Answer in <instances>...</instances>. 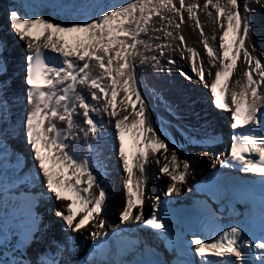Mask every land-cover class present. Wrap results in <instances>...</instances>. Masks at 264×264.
Returning <instances> with one entry per match:
<instances>
[{
  "label": "snow or ice",
  "instance_id": "snow-or-ice-1",
  "mask_svg": "<svg viewBox=\"0 0 264 264\" xmlns=\"http://www.w3.org/2000/svg\"><path fill=\"white\" fill-rule=\"evenodd\" d=\"M252 4L264 8V0H243V5L240 0H205L204 10L208 11L209 6L215 10L214 19L220 32L218 46L209 43L200 26L199 0H191L187 5L185 0H179V7L173 0H128L112 5L89 20L70 23L57 22L44 15L27 16L15 9L9 12L10 27L25 41L28 53L24 83L30 107L22 121L24 135L33 153L36 177L60 202L55 215L71 232L88 230L90 224H95L102 231H91L90 235L98 244L106 245L107 238L121 230L122 225L140 224L156 230L161 240L175 242L171 225L160 215V197L155 198L151 214L147 217L144 214L148 167L153 157L158 165L163 159L160 172L169 178L165 196L170 197L178 195L181 186L187 183L192 165L189 159L180 157L175 146L149 118V106L140 88L137 69L149 61L159 66L164 47L171 46L159 44L154 48L151 41L160 37L144 39L142 36L151 30L162 32L166 38H177V33L170 29L178 30L186 23V12L200 29L209 66L205 67L196 48L187 47L190 57H186L182 47L181 59L190 58L192 75L183 69L180 74L189 81L195 77L196 82L209 87L214 106L231 114L233 134L229 150L222 161L211 157L212 166L222 163L239 172L257 175L262 207L259 236H249L243 225L234 224L210 239L194 235L190 240L191 251L199 257V264H264V62L254 54L255 43L251 46L247 43L252 38L251 22L247 19V14L253 11ZM154 17L162 21L158 27L151 23ZM178 39L185 45L182 34ZM212 40H216V35ZM3 49L0 42V52ZM157 49L159 56L147 55L149 50ZM168 63L176 61L170 58ZM213 69L216 70L213 72ZM6 73V63L0 59V76ZM234 73L239 78L230 87ZM206 74L213 79L207 81ZM6 84L0 80V120L5 114ZM80 86L88 91L94 104L78 90ZM218 86L223 102L217 93ZM91 113L106 114L108 122L113 124L116 153L126 174L120 224L111 232L105 230L106 221L102 218L109 198L104 181L93 167L91 157L77 155L75 147L68 143L69 138L78 139L74 129L82 131L84 138H99L100 123ZM77 115L82 116V124L75 119ZM58 122L64 126L59 127ZM126 134L134 141L131 157ZM88 148L94 150L90 144ZM74 205L79 210L74 211ZM42 227L46 229L48 225L38 215H30L22 242H34ZM6 239L0 238V244ZM43 264L57 262L48 260Z\"/></svg>",
  "mask_w": 264,
  "mask_h": 264
},
{
  "label": "bare ground",
  "instance_id": "bare-ground-1",
  "mask_svg": "<svg viewBox=\"0 0 264 264\" xmlns=\"http://www.w3.org/2000/svg\"><path fill=\"white\" fill-rule=\"evenodd\" d=\"M51 8V10L54 13H48L47 15L43 12V7L46 6L44 4H41V0H0V11L3 10L5 12V21H7V26L11 29L10 23L8 20V14L11 10L15 9L18 12H23L25 10V6H33L40 8L37 12L38 15H44L46 18H51L54 21L62 22V23H70V22H83L85 20H89L92 17L104 12L107 8L111 7L112 5H120L123 3L128 2V0H65L62 2H56L54 0H46ZM173 2L179 7V0H173ZM191 0H185V4L187 5L190 3ZM205 0H199V3L201 4V7L197 10V15L200 20V26L204 30V35L208 37L209 43L213 44L215 46H218V39H219V30L218 25L214 19L215 17V10L209 6L208 11H205L203 8ZM223 2V0H222ZM241 5H243V0H240ZM2 4H4L2 6ZM36 8V9H37ZM253 11L249 14H247V19L251 22L252 26V38L247 41L248 45L251 46V44L254 42L256 46V50L254 52L255 55L260 56L262 59V62H264V8H261L259 5L252 4ZM208 12H212L213 15H208ZM176 21L179 22V17H176ZM185 21L186 23L181 24V27L177 30L174 27L170 30H173L177 33V38H166L164 37V34L162 32L156 33L152 32L151 30L147 34V36H142L144 39H149V37L157 36L160 37L159 39L151 41L153 44V47L155 48L156 45L159 44H165V45H171L170 47H164V55L160 57V65L159 66H153L155 62L149 61L146 64L140 65L137 69L138 76H139V84L140 88L142 89L143 96L146 98L149 109H148V116L149 118L154 122L155 127L159 130L160 133H162L167 139L173 143H176L178 146L175 148L180 157L187 158L191 161V170L187 177V183L181 186L180 193L173 194L172 196L175 198H179L182 195H190L189 186L193 178H196L198 175H200V169H197V165L199 162H203L201 160H204L203 163H208L209 165L212 164L211 157H214L215 152L213 150H200V149H194L190 145L193 140H196V138L201 137L203 134V129L209 130L210 124L203 125L199 122H201L203 118L206 120L213 119V122L216 120L218 122L219 126H223V122L226 119V115L228 116L227 111L224 112H210L209 116H203L198 115L195 113V111H192L191 108L193 105L192 102L185 101L187 98L183 99L182 92H185V94L188 95V97H191V101H195L197 98L196 95L198 94L196 91H200L204 96L206 97V94L209 92L206 91V87L203 83L196 82V78L192 81H189L188 79H185L184 76H181L180 72L181 69H183L185 72H188L189 75H192L191 72V62L190 58L181 59V51L180 49L183 47L184 52L183 54L186 57H190V54L187 53V47H194L197 49L198 53L200 54V57L203 58L205 67H208V61L209 58L206 55L205 49L203 47V37L200 34V29L197 27L196 22L191 20L187 13L185 12ZM155 24L157 27L162 23L160 17H154L153 21L151 22ZM12 30V29H11ZM13 31V30H12ZM182 34L185 37V45H181V42L178 39V36ZM213 35H216V40H212ZM10 43H16L17 50L23 49L26 51L25 41L20 40L17 35L10 34ZM231 39V37L229 38ZM19 49V50H20ZM14 53V50L11 49H5L4 52L0 54L1 57H5L8 55V53ZM18 56L19 54H16ZM148 56L152 55H158L159 56V50H149L147 52ZM10 55H8L9 57ZM12 58L15 57L14 55L11 56ZM172 58L175 59V64H169L168 60ZM11 60V58H10ZM9 59L5 60V63L7 65V77L6 76H0V80H9L10 82H16L17 79L22 77V75H16L13 72V69L11 68V65L15 61L12 59L10 61ZM243 67V65H241ZM163 68L164 74H162L161 77H159L158 71ZM166 70L170 71L169 74H166ZM216 69H213V72ZM158 75V79H161L164 77L168 78L169 80H172L176 82L177 89L171 90L170 87L166 86L165 81L156 80L155 78ZM169 75V76H167ZM24 78V75H23ZM239 78L238 73H234L232 77V81L230 82V87L233 86L234 81ZM205 79L207 81H211L213 79L212 76H208L206 74ZM17 83V82H16ZM14 85V83H13ZM9 88V87H8ZM209 88V87H207ZM79 91H81L86 98L89 99L90 103H95L90 99V95L88 91L83 88V86H80L78 88ZM180 91V93H179ZM16 96H19L18 94ZM207 97V98H208ZM119 99V98H118ZM4 100L6 101V108H5V115L11 116L12 119L16 122L17 119H24L27 110L29 109L30 105L26 99L21 101H14L11 100L10 92L6 91L4 94ZM18 102L17 104L14 102ZM22 102V103H20ZM82 109H78V113H82ZM205 112V111H204ZM230 114V113H229ZM14 117H13V116ZM95 119L98 121L103 120L104 126L100 132L98 139L93 138H84V134L79 129H74L73 134L78 136L77 140H73L72 138H69L68 143L73 145L77 151V155L80 156H89L88 153V145L94 144L95 146H99L100 152H102V158H101V165L99 162H95L92 160L93 167L97 168V171L100 173V178L104 181L105 186L113 181V176H115L112 169H116L117 166H121V162L119 157H114L110 152H108L105 144V133L106 130L113 131L114 127L113 124L108 122V117L106 114H97V113H91ZM200 116V117H199ZM77 122L82 124L83 118L81 115H77L75 117ZM2 122L0 121V128L2 126ZM12 123V121L10 122ZM160 123H162V127L160 128ZM212 124V123H211ZM14 125V123H13ZM6 126V124H5ZM17 126V125H16ZM59 127H63L64 125L60 122H58ZM83 126V125H82ZM205 126V127H204ZM18 127V126H17ZM5 129V128H4ZM19 133L21 138H23V129L21 128V125L19 124ZM7 139L6 133L2 132L0 130V151H3L1 149L2 143ZM12 139H9L8 143L11 144ZM96 142V143H93ZM9 147V145H6ZM28 148L29 146L24 147L23 149ZM18 150H22V146L20 144L19 148H16L14 151V155L8 156L7 159L3 160L0 157V175L1 173L8 175L12 172V169L9 168L8 173H6V169L3 170L4 167L1 164H15V153ZM135 151V148H134ZM2 152H0L1 154ZM32 158L31 165L34 166V160H33V153L30 155ZM11 159V161L9 160ZM164 163L163 159H161V163L158 165L155 163V157L152 158V163L148 167V179H147V185H146V202L145 206H149V203H154L155 198L158 196L161 199H165V192L169 183V178L166 175H162L160 179L156 175L157 171L159 172L160 167ZM3 170V171H2ZM106 176V177H105ZM105 177V179H104ZM126 179V174L123 171V169L119 172V182L121 184V188H118L116 192V196L119 198L116 204L109 209V215H107L105 218V221H109V223H112L116 219V215L119 214L120 211H122L124 204H125V187L124 182ZM117 185H119L117 183ZM157 185L160 186V190L158 189ZM41 186L43 191L45 192V195L47 196L46 200H42V210L45 212V225H48V227H52L53 220L50 218V211L53 210V213L55 215L54 211H57L60 207V202L56 201L54 197H52L44 187L43 183L41 182ZM7 184L4 182L0 183V189L4 190L7 189ZM113 193V192H111ZM49 199V200H48ZM114 202V201H113ZM50 205V206H49ZM106 207V211H107ZM52 214V213H51ZM56 217V215H55ZM57 219V218H55ZM59 221H63L61 218L58 217ZM9 224V222H7ZM2 225V224H0ZM108 225V224H106ZM105 225V227H107ZM93 227H96L95 224L92 225ZM92 226L89 225L88 230H82L81 232L77 233H71L68 236H73L74 234L78 236V238H84L86 237V234L88 231L92 229ZM46 229L45 231H47ZM17 233L15 231V228L12 227L11 229L8 228L7 234H2L0 231V238L6 237L7 239L4 240L2 244H0V264H10L11 260H13L16 255L21 256V249L18 247V242L16 240ZM61 236H65L61 234ZM89 239V238H88ZM78 242L73 244L69 243V247L73 246L75 251H79L80 249L77 246ZM72 252V256L75 255L76 252ZM70 257V255H67ZM62 259V258H61ZM66 260H69L70 258H64ZM38 264H43V262H40ZM62 264V262L60 263Z\"/></svg>",
  "mask_w": 264,
  "mask_h": 264
},
{
  "label": "rangeland",
  "instance_id": "rangeland-1",
  "mask_svg": "<svg viewBox=\"0 0 264 264\" xmlns=\"http://www.w3.org/2000/svg\"><path fill=\"white\" fill-rule=\"evenodd\" d=\"M41 4H44V5H46V6H44L43 7V12H44V14L45 15H47L48 13H54L52 10H51V8H50V6H49V4H48V2L46 1V0H41ZM4 4H2V6H3ZM37 7H33V6H31V5H29V6H25V10L23 11V13L25 14V15H27V16H35V15H38L37 14V12H38V10L40 9V8H37ZM11 34H14V32L12 31V33ZM201 161H203L204 162V160H201ZM205 164V163H204ZM197 169H200V166H197ZM156 175L157 176H160V175H162L161 174V172H160V170H159V172L157 171V173H156ZM164 176V175H163ZM158 187H160V186H158ZM160 190V189H159Z\"/></svg>",
  "mask_w": 264,
  "mask_h": 264
}]
</instances>
